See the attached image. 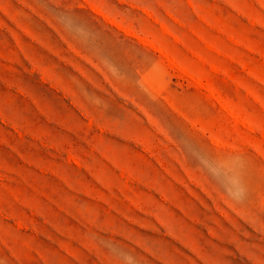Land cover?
<instances>
[{"label":"rangeland","instance_id":"374dc122","mask_svg":"<svg viewBox=\"0 0 264 264\" xmlns=\"http://www.w3.org/2000/svg\"><path fill=\"white\" fill-rule=\"evenodd\" d=\"M0 264H264V0H0Z\"/></svg>","mask_w":264,"mask_h":264}]
</instances>
